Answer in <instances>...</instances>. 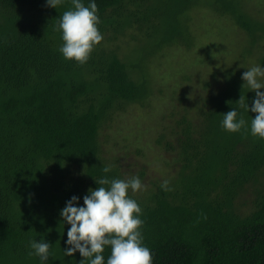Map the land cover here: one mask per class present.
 I'll return each mask as SVG.
<instances>
[{
	"label": "trees",
	"instance_id": "obj_1",
	"mask_svg": "<svg viewBox=\"0 0 264 264\" xmlns=\"http://www.w3.org/2000/svg\"><path fill=\"white\" fill-rule=\"evenodd\" d=\"M206 1L245 44L233 66L211 67L202 94L184 100L170 138L158 139L170 171L148 179L105 150L104 129L155 94L151 57L194 46L192 12L203 0H95L102 39L82 64L58 51V19L71 0H0V264H41L28 254L29 238L41 237L50 243L44 264H79L78 250L63 252L69 225L60 208L72 194L82 204L101 175L133 174L144 189L128 194L142 210L152 264H264V138L250 134L255 113L237 101L240 92L249 105L254 96L241 72L264 65V15L244 0ZM234 107L245 125L230 132L219 121ZM108 254L105 246L102 264Z\"/></svg>",
	"mask_w": 264,
	"mask_h": 264
},
{
	"label": "clouds",
	"instance_id": "obj_2",
	"mask_svg": "<svg viewBox=\"0 0 264 264\" xmlns=\"http://www.w3.org/2000/svg\"><path fill=\"white\" fill-rule=\"evenodd\" d=\"M46 4L55 7L60 0H45ZM72 7L64 10L58 19L57 28L62 43L58 51L65 59L84 63L93 46L102 39L97 24L95 0H71ZM242 85L254 91L251 105L239 95L240 106L255 113L247 124L253 136L264 138V65L252 64L241 72ZM226 131H238L245 125L237 109L230 108L223 112L219 121ZM111 165H103L101 171L109 172ZM97 186L89 187L81 199L72 194L59 210L63 222L69 226L66 231L63 252L71 257L78 250L82 259L79 264H102L105 262L104 247L109 246L106 264H152L151 250L142 243L143 235L140 226L143 224L141 208L138 202L128 194L129 191L143 190L144 185L139 176L133 174L126 179L101 175L95 178ZM161 188L169 187L168 179L161 180ZM29 255L39 258L41 264L51 256L50 243L43 237L29 238Z\"/></svg>",
	"mask_w": 264,
	"mask_h": 264
},
{
	"label": "rangeland",
	"instance_id": "obj_3",
	"mask_svg": "<svg viewBox=\"0 0 264 264\" xmlns=\"http://www.w3.org/2000/svg\"><path fill=\"white\" fill-rule=\"evenodd\" d=\"M244 1L250 9L264 15V0ZM205 3L208 1L203 0L192 12L194 46L166 47L151 57L155 94L145 105H130L104 129L105 150L119 156L129 170L144 167L145 178L153 179L170 171V150L158 139L162 133L170 138V124H175L180 116L184 100L188 104L189 97L202 94L203 75L209 77L211 67L221 72L233 66L245 44L242 30L227 15H219Z\"/></svg>",
	"mask_w": 264,
	"mask_h": 264
}]
</instances>
